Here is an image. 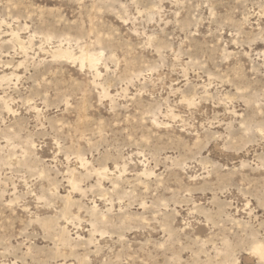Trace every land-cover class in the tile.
<instances>
[{"label": "rangeland", "instance_id": "1", "mask_svg": "<svg viewBox=\"0 0 264 264\" xmlns=\"http://www.w3.org/2000/svg\"><path fill=\"white\" fill-rule=\"evenodd\" d=\"M258 246L264 0H0V264Z\"/></svg>", "mask_w": 264, "mask_h": 264}, {"label": "bare ground", "instance_id": "2", "mask_svg": "<svg viewBox=\"0 0 264 264\" xmlns=\"http://www.w3.org/2000/svg\"><path fill=\"white\" fill-rule=\"evenodd\" d=\"M88 61H89L90 64H93L95 62V60L93 58H88ZM255 249H256L257 252H259L261 254H264V248L258 246Z\"/></svg>", "mask_w": 264, "mask_h": 264}]
</instances>
